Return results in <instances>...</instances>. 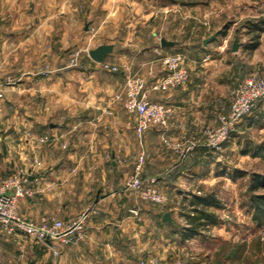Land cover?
Segmentation results:
<instances>
[{
  "label": "crops",
  "instance_id": "1",
  "mask_svg": "<svg viewBox=\"0 0 264 264\" xmlns=\"http://www.w3.org/2000/svg\"><path fill=\"white\" fill-rule=\"evenodd\" d=\"M1 1L2 7H11L9 0ZM46 14L45 25L30 24L31 30H51L53 25L55 27L54 17L59 16H55L49 8ZM21 19L22 16L18 22ZM13 23L16 24V20ZM98 23L99 18L91 21L93 26ZM28 27L24 25L19 29ZM2 29L0 27V31ZM219 30L213 33L216 36L207 44L204 43L206 38L203 39L204 47L218 40ZM162 38L173 43L162 45ZM162 38L152 53H142L139 57L119 53L117 58L122 68L118 71L97 66L92 70L79 71L75 86L72 78L65 74L61 78L53 76L35 81L27 77L14 86L19 95L34 96L24 111L29 106L32 111H37L32 112L26 121L21 118L16 120L15 127L29 126L37 135L50 137L43 144H37L36 149L31 148V156L40 160L41 165L31 176L33 195L20 200V213L33 221L53 215L68 222L88 207L95 206L98 212L88 219L78 240L61 250L57 257L48 247L37 244L32 238L9 236L0 227V264H139L141 261L146 264H171L167 258L168 252L172 253V250H167L170 249L167 248L169 239L179 237L181 245L182 242L194 243L195 255L199 256L204 249L199 239L204 234L217 239L216 247L206 253L210 260L215 264H231L230 255L219 248L226 241L225 236H220L223 234L201 231L183 238L181 231L174 229V224L186 221L183 214L193 208L192 195H202V190L216 182L214 175L219 169V162L216 152L204 144V130L217 122L214 104H218V97L223 95L222 86H229L224 75H230L236 69L239 73L241 69H247V64L251 69L264 65V33L260 34L259 45L252 50L249 48L251 42H242L238 37L239 49L232 51L231 48V52L221 57L210 48H204L206 52L198 58L200 53L189 57L185 55L190 69L188 82L168 91H156L151 89L152 83L165 74L163 57L180 52L178 41ZM21 42L22 39H19L16 44L13 43L15 47H20ZM11 43L5 40L4 45ZM108 44L114 45V53L115 44ZM195 68L200 69L194 72ZM131 75L143 76L150 98L173 110L168 126L149 127L141 142L135 130V115L130 114L123 102L116 99L126 78ZM233 78L237 79V76ZM231 83L236 86L237 80L231 79ZM209 87H217L219 92L216 97L208 96ZM18 106L21 111L24 109L22 104ZM259 107H264V99L257 105L258 110ZM224 109L229 110V102ZM166 140L189 142L194 147L186 154H178L167 147ZM25 148L22 144L19 151L22 158ZM141 148L146 151L144 175L158 176L157 185L166 197L164 203L150 202L153 207H148L124 188ZM263 151L260 150L259 154ZM135 207L140 208L139 218L131 215L130 209ZM165 212L171 214V223L163 219ZM14 251L20 255L17 262L8 259ZM199 262L195 260L192 264Z\"/></svg>",
  "mask_w": 264,
  "mask_h": 264
},
{
  "label": "rangeland",
  "instance_id": "2",
  "mask_svg": "<svg viewBox=\"0 0 264 264\" xmlns=\"http://www.w3.org/2000/svg\"><path fill=\"white\" fill-rule=\"evenodd\" d=\"M9 1L12 3L11 7H2L0 0V27L3 28L0 31V37L4 42L5 40L12 42L5 46L4 42L0 41V84L4 88V96L0 98V182L10 177L21 167L30 168L36 161L40 162L38 166L41 165L40 160L31 156V148L36 149L37 144H43L36 140V136L39 135L34 132L32 127H15L16 120L21 118L26 121L34 112L30 106L24 111L34 96L19 95V92L14 89V86L19 85L24 78L30 77V81H35V79L41 80V78L53 76L61 78L65 74L72 78L71 80L75 83L73 86H75L78 83L76 76L79 71L92 70L96 66L118 71L122 68L117 58L119 53L127 57H139L142 53H152L162 37L178 41L180 52L168 55L181 54L189 57V55L194 56V54L200 53L197 55L198 58L206 52L204 48H210L212 52L221 54V57L224 53L231 52L235 37H239L242 42H253L258 31H250L247 24L264 21V0ZM48 8L50 11L53 10L55 16H59L54 17L53 15L55 27L53 25L51 30H31L30 24L45 25ZM58 12L60 14H57ZM21 16L23 24L18 22ZM97 18L100 23L93 26L91 21ZM15 20L16 24L13 23ZM3 21H6V24L3 25ZM24 25L29 26L28 29H19ZM218 30V40L215 43L210 42L208 46L204 47L203 39ZM260 32L262 35L264 29ZM16 39H22L23 43L21 42L20 47L14 46ZM225 39H229V41L226 43ZM101 43H114L116 51L112 54L116 55L109 54L104 61L98 64L91 59L88 50ZM166 56L162 59L164 66ZM185 64L190 70L187 62ZM247 66V69L243 68L239 73L236 69L230 75H224L225 83L228 81L227 85L229 86L226 84L222 86L223 95L218 97V104H214L216 105L215 118L218 114L230 111L236 87L231 83V79L232 81L237 80L238 83L246 75L264 74V65L255 69L249 68V64ZM199 69L195 68L194 72ZM232 74H235L237 79H234L235 75L232 76ZM217 92H219L217 87H209L207 93L208 96L216 97ZM263 99L264 97L257 100L253 110L235 125L222 149L216 152V159L219 162V169L214 175L216 182L201 191V194H214L221 202L220 208L212 206L207 208L216 214L217 221L201 231L225 236L226 241H223L224 243L220 244L219 248L230 255L231 264H264V222L259 225L254 219L253 208L254 196L264 197V185L254 188L253 183L258 177L264 179V155L258 154L260 150H264V107L257 109V105ZM221 100H225V102ZM228 102L229 110H225L224 106ZM19 104H22L24 108L22 111L19 109ZM217 125L218 123L215 122L214 125L205 128V146L208 140L207 130L216 129ZM22 144L23 147H26L23 151L25 156L23 158L19 155ZM166 145L178 154H186L187 147L191 145L194 147L189 142L170 141ZM174 146L179 147L176 149ZM248 151H253V154L246 153ZM255 153L258 155H254ZM31 195H33V191ZM31 195H25L22 198ZM141 201L148 207L154 205L149 204L148 201ZM83 211L66 223L75 221ZM42 217L58 218L53 215ZM185 226H187L186 221H177L174 224V229L181 231ZM84 230L85 224L76 233L79 234ZM77 240L78 238L70 243L61 244L60 250ZM180 241L179 237L168 240L167 248L170 249L167 250H172V253L168 252L167 258L171 264H192L195 260L201 261L198 264H215L206 253L208 249L216 247L217 239L207 234L202 235L199 242L203 243L204 249L200 251L199 256L195 255L194 243L182 242L181 245ZM30 242L34 244L33 241ZM37 244L46 246L42 243ZM17 245L20 244L17 243ZM19 258V253L14 251L8 259L17 262Z\"/></svg>",
  "mask_w": 264,
  "mask_h": 264
},
{
  "label": "built area",
  "instance_id": "3",
  "mask_svg": "<svg viewBox=\"0 0 264 264\" xmlns=\"http://www.w3.org/2000/svg\"><path fill=\"white\" fill-rule=\"evenodd\" d=\"M228 40H225L227 43ZM165 74L152 83V90L168 91L171 88L184 85L189 80L185 57L181 54L168 55L164 59ZM109 67V66H107ZM114 70V69H113ZM150 90L146 88V79L141 75L128 76L123 89L116 95V99L123 102L125 109L136 118L135 130L140 140L151 126L167 127L173 114L170 106L154 101L150 98ZM4 96V88L0 84V98ZM264 97V74L252 73L240 80L233 92V101L228 113L217 115V128L207 130L206 146L215 152L220 151L226 140L232 134L235 125L249 114L257 100ZM49 136L41 135L36 140L46 142ZM166 144L170 140H166ZM178 149L179 146H174ZM192 148V145L186 150ZM146 151L141 149L132 173L127 177L124 188L133 192L141 200L152 203H164L166 197L160 191L157 183L158 176L144 175ZM39 161L30 168L21 167L7 179L0 182V227L9 236L32 238L36 243L45 244L52 254L60 255V245L67 244L79 237L76 232L83 228L88 219L98 212L95 206L86 208L72 223L52 217H42L41 221L25 219L19 212V201L25 195L32 194L31 176L35 172ZM135 218L140 216V208L130 209ZM209 226V225H207ZM206 226V227H207ZM139 264H146L141 261Z\"/></svg>",
  "mask_w": 264,
  "mask_h": 264
},
{
  "label": "trees",
  "instance_id": "4",
  "mask_svg": "<svg viewBox=\"0 0 264 264\" xmlns=\"http://www.w3.org/2000/svg\"><path fill=\"white\" fill-rule=\"evenodd\" d=\"M264 21H259L256 23L249 22L247 25L250 31H258V34L254 37V41L249 44V48L255 49L259 45L260 31L264 29ZM253 151H248L246 153H252ZM259 154V153H258ZM254 154V155H258ZM264 155V152L262 153ZM254 188H258L264 185V179L258 177L254 180ZM253 208H254V219L261 225L264 222V197L254 196L253 198ZM191 205L193 208L187 210L183 216L186 219L187 226L181 229V235L183 238H189L201 232V229L205 228L207 225L215 223L217 221V216L214 212L209 211L208 207H221V202L215 197L214 194H193L191 198Z\"/></svg>",
  "mask_w": 264,
  "mask_h": 264
},
{
  "label": "water",
  "instance_id": "5",
  "mask_svg": "<svg viewBox=\"0 0 264 264\" xmlns=\"http://www.w3.org/2000/svg\"><path fill=\"white\" fill-rule=\"evenodd\" d=\"M216 35L213 34L210 37L206 38L204 40V43L207 44L209 41H211ZM173 42L167 41L165 38L161 39V44L162 45H167V44H172ZM239 38L236 37L232 43V51H237L239 49ZM114 45L113 44H108L104 43L101 44L95 48H92L88 50L89 56L96 62H102L104 61L106 55L110 54L113 52ZM163 219L169 223L172 222L171 214L169 212H165L163 214Z\"/></svg>",
  "mask_w": 264,
  "mask_h": 264
}]
</instances>
